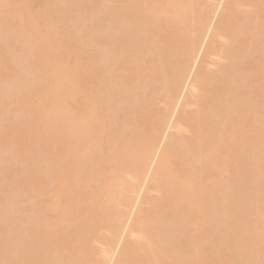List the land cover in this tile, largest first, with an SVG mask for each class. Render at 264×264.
<instances>
[{"label":"bare ground","instance_id":"obj_1","mask_svg":"<svg viewBox=\"0 0 264 264\" xmlns=\"http://www.w3.org/2000/svg\"><path fill=\"white\" fill-rule=\"evenodd\" d=\"M225 1L111 0L88 14L91 25L66 19L50 30L35 24L53 22L54 0L0 4V117L17 106L25 118L0 121L10 126L0 128V151L12 150L1 152L12 168L21 163L12 182L33 200L0 196V264H264L255 233L264 230V187L252 183L264 170L255 137L264 115L252 119L264 109V57L253 60L264 53L261 40L253 48L264 38V0ZM222 39L235 42L228 49ZM0 171L1 187L9 170Z\"/></svg>","mask_w":264,"mask_h":264},{"label":"rangeland","instance_id":"obj_2","mask_svg":"<svg viewBox=\"0 0 264 264\" xmlns=\"http://www.w3.org/2000/svg\"><path fill=\"white\" fill-rule=\"evenodd\" d=\"M96 1V7H94L95 9H93L91 12H93L94 10H96V8H98V9H103V10H106V8H108L110 5H111V0H95ZM219 1H220V3H219ZM221 1L222 0H218V3L219 4H217V2H211L210 0H209V2H211V4H215L216 5V7H215V5H214V8H217V5H222L223 6V4L224 5H226V2L227 1H225L223 4L221 3ZM54 2L56 3V5H57V9H59V14L54 18V20H53V22L52 23H50V22H48L46 19H45V17H42L36 24H35V27H36V29L37 30H50V29H52L55 25H61V24H63V23H66V19L69 21V22H71V25L73 26V28H76V29H78V27H81L83 24L84 25H91V24H89L90 22H89V20H87L86 18L88 17V14H91V12L90 11H88V9H90V7H91V4H90V1L89 0H54ZM0 4L1 5H4V6H6V5H8L9 4V0H0ZM220 5V6H221ZM220 6H218L219 8H221ZM246 8L244 9V7L242 8H240V11L242 12L243 11V14L245 15V14H251L252 15V11H257L258 9H256V7H254V8H250L249 6H245ZM225 7H223L222 8V10L224 9ZM215 10V9H214ZM218 9H216L215 11H217ZM221 10V9H220ZM220 10H218V14H219V11ZM245 11V12H244ZM247 11V12H246ZM254 11V12H255ZM95 12V11H94ZM221 12H223V11H221ZM253 12V17L251 16V15H249L251 18H253V20L255 21L256 19H254V17L256 16V18H258V16H259V14L257 15V12H256V14ZM63 13V14H62ZM66 14V18H65V14ZM214 15V14H213ZM220 15V14H219ZM219 15H217V18H216V20H219L220 19V16ZM47 16H49L48 14H47ZM218 16H219V18H218ZM222 16V15H221ZM242 17V16H241ZM48 19V18H47ZM259 19V18H258ZM51 21V20H50ZM239 22V21H238ZM237 22V23H238ZM241 22V21H240ZM193 23V22H192ZM217 23V22H216ZM239 24V23H238ZM237 24V25H238ZM248 27H249V25H248ZM254 26L252 25V24H250V28H246V30L248 31H246V32H244V35H247V34H249V32L251 33V31H252V28H253ZM72 32L73 33H75V30H72ZM241 33V32H240ZM243 38V37H242ZM259 41H256L254 44H253V48H256V46L258 47V45H259V47H261L260 46V43H261V41H262V43H261V45L262 44H264V38H263V36H261L260 37V39L259 38H257ZM237 40V39H236ZM261 40V41H260ZM235 42V39H222V44L224 45V47L225 48H230L231 46H233V43ZM6 44V42L4 41V40H1L0 39V48H2V47H4V45ZM26 45H19L18 46V52H19V54H21V52L22 51H25L26 50ZM88 50H89V48H88ZM97 49H96V45H94V47H93V49L92 48H90V50L89 51H96ZM262 53V54H261ZM262 57H261V56ZM256 56V57H255ZM255 56H253V60H261L262 61V59H263V57H264V53L263 52H259V53H257ZM261 57V58H260ZM9 58L11 59V57H10V55H9ZM258 58V59H257ZM260 58V59H259ZM212 60V58L211 59H209V61H211ZM214 61L213 62H215V59H213ZM208 61V62H209ZM212 62V61H211ZM210 62V63H211ZM226 63H228V61L227 60H223V61H221V66H222V64L223 65H225ZM241 65H239V67L238 68H241V70H243L244 68H245V70L244 71H247L248 70V66H249V62L246 64V63H240ZM12 66H13V64H11ZM213 65V64H212ZM248 65V66H247ZM213 67V66H212ZM211 67V68H212ZM219 68V67H218ZM218 68H215V66L213 67V69L212 70H217ZM246 68H247V70H246ZM263 69H264V67H263ZM240 70V69H239ZM13 74L11 73L10 74V77H9V81L8 82H10V80L13 78ZM149 89V88H148ZM23 91V90H22ZM148 92H149V90H147ZM151 91V90H150ZM146 93V94H149V93ZM1 96V95H0ZM3 96V95H2ZM1 96V97H2ZM1 97H0V100L2 101V99H1ZM253 97V96H252ZM259 98H263L264 99V97L263 96H261V97H259ZM258 98V100H259V102L260 101H264V100H262V99H259ZM1 101H0V104H1ZM157 108L158 109H160V110H165L166 109V106L164 105V104H162V102H157ZM13 108H15V107H12V109ZM16 108H17V106H16ZM16 108H15V110H16ZM12 109H6V113H9L10 114V112L12 111ZM194 109H196L195 107H192L190 110H194ZM10 110V111H9ZM261 111H259V112H255V114L253 113V115H254V117L252 118V119H254L255 121V123L257 124V122H262V119H263V116L262 115H264L263 113H264V111H263V113H262V110H264L263 108H261L260 109ZM18 112H19V110H18ZM17 110H16V113L14 112V111H12L11 112V114L10 115H12V113H14L13 114V116L11 117L10 116V118L8 117L9 116V114H6V116H2L3 118V120L1 119V117H0V121H2L3 123H4V118H6V119H8V123L6 122V120H5V124H2L1 122H0V128H1V126L3 125V127H4V125H6L7 126V128L6 127H4V128H2V129H8L11 125L10 124H14L15 123V125L17 124V122L16 121H14V120H16L17 119V121L19 120H21L22 122L24 121V119L22 120V118L20 119V117H19V115H17ZM261 112V113H260ZM23 113V112H22ZM21 112H20V115L22 114ZM15 114L17 115V116H15ZM19 114V113H18ZM24 115V114H23ZM15 117H18V118H15ZM21 117H22V115H21ZM24 117H26V116H24ZM14 118V119H13ZM9 120H13L14 122H11L10 121V124H9ZM264 120V119H263ZM19 122L18 123V125L20 124V126H21V124H22V122ZM9 124L10 126H8L7 124ZM24 124H25V121L23 122ZM26 123H27V119H26ZM23 124V125H24ZM17 125V126H18ZM22 125V128H24V126ZM13 126V125H12ZM26 126H27V124H26ZM233 126H235V123H234V125ZM253 128V127H252ZM235 129H237V126H235ZM234 129V130H235ZM239 129V128H238ZM255 130H257L256 128H255ZM261 130H264V127H261ZM3 131V130H2ZM2 131H0V133H4V131L2 132ZM6 131V130H5ZM237 131H240V129L239 130H237ZM248 131H252V130H248ZM253 131H254V128H253ZM251 132V133H253V136H254V134L256 133V132H258V133H256V135H255V137H257L259 140H260V143L262 144L263 143V141H264V131H263V133L261 132V131H256L255 133L254 132ZM170 133H174V130L172 129V132L170 131ZM169 133V134H170ZM247 133H249V132H247ZM2 134H1V136H2ZM172 134H170V135H172ZM246 134V133H245ZM185 137H191L192 136V134L190 133V132H187V133H184L183 134ZM246 137H247V139H249V141H250V139H252L251 137H253V136H251V137H248V136H250L249 134H246L245 135ZM109 138V137H108ZM107 138V139H108ZM241 138V137H240ZM243 139H245L246 140V138H243ZM253 139H256V138H254L253 137ZM253 139H252V141H253ZM243 141V140H242ZM248 141V140H247ZM256 141V140H255ZM254 141V142H255ZM262 141V142H261ZM251 142V141H250ZM253 142V143H254ZM253 143H250V145L252 146L253 145V148L256 146V144H257V141L253 144ZM258 144H259V142H258ZM264 144V143H263ZM105 144H103V146H104ZM234 145V144H233ZM257 146H259L258 147V150H259V148L260 147H262L263 149V151H264V145L262 146H260V144L259 145H257ZM106 148H107V146H105ZM232 147H234V146H232ZM100 148H102V147H100ZM106 148H102L103 150L104 149H106ZM237 148V146L235 147V149L234 150H237V151H240V149H236ZM253 148H251V151L250 152H255V148L253 149ZM9 149V151H11L12 152V150L10 149V148H3V149H1V150H3V151H0V155L2 154L1 152H3V154H5V153H7V152H9V151H7ZM256 149H257V147H256ZM5 150H6V152H5ZM100 150V149H99ZM103 150H101V151H103ZM261 150V149H260ZM107 151V150H106ZM257 151V150H256ZM263 151L261 152H259V151H257L256 153H263ZM11 152H9L7 155H8V158L10 157L9 156V154H11L12 155V153ZM105 152V151H104ZM1 155L0 156V159L2 160V161H4V159L7 157V156H5V155ZM3 156V157H2ZM259 156H261V155H259ZM263 157H264V154H263ZM259 158H262V156L261 157H259ZM208 159H209V157H208ZM1 160H0V163H1ZM6 160V159H5ZM238 160V158L236 157L235 159H232L231 161H230V163H232V165H233V161H234V163L236 162ZM262 160V159H261ZM202 162H203V160H201ZM252 161L253 160H249V162L250 163H252ZM263 161H264V158H263ZM5 163H6V161H4ZM3 162V163H4ZM12 163H14L13 164V168H12V164L11 163H6L5 165L4 164H2L1 163V165H0V169H2V171H3V169L5 170L6 169V171L7 170H9V172L8 173H6V176L5 175H2V177H7V178H3V186L1 185V187H3V188H1L0 187V196L2 195L3 197H5L6 198V196L8 195V194H11V197H10V195H9V197L8 198H6L7 200H9L10 202H13L14 200H15V202H16V199H17V202H19V201H21L23 204L25 203L26 205H30L31 206V198H29L30 199V201H29V199L27 200L26 198H27V196H26V194L24 195L23 194V192L25 193V191H24V189H21V188H23L22 186H21V188L20 187H18V185H20V183H21V180H20V182H18V179L16 180V181H14L15 179H16V177H14V174H15V176L16 175H18V173H20V171H21V169H19V167H21V166H19V164L18 163H20V162H12ZM198 163H199V161H198ZM201 163V162H200ZM229 163V164H230ZM7 164H10V165H7ZM16 164H18V166L16 165ZM21 164V163H20ZM195 165H196V169L197 168H199V169H201L202 170V168L203 169H206L207 170V167H206V165L204 166L203 165V163H202V165H203V167L201 168V166H200V164H196V162L194 163ZM260 164H262V163H260ZM16 165V166H15ZM195 165H194V167H195ZM262 165H264V163L262 164ZM4 167V166H7V167H5V168H1V167ZM9 166V167H8ZM11 166V167H10ZM103 167L104 166H102L101 167V169L103 170ZM209 168H211V169H213L214 168V166H213V168L211 167V166H208ZM235 167H237V166H235V165H233V167H232V169H230V167L229 168H221V169H219V177H220V179H223V180H227V179H229L230 177H231V172H232V170H233V168H235ZM9 168V169H8ZM208 168V169H209ZM263 168H264V166H263ZM11 169V170H10ZM198 170V169H197ZM19 171V172H18ZM1 172V171H0ZM5 173V172H4ZM207 173V171L205 172V174ZM1 174V173H0ZM3 174V173H2ZM205 177H206V175H204ZM10 177V178H9ZM13 178H15L13 181H14V183L12 182V179ZM8 181H10V183L7 185V183H8ZM11 182L14 184V186L13 185H11ZM15 182L16 183H19V184H16L15 185ZM252 183H253V187H255V189H256V187L258 188V189H260V188H263L264 187V170H262V171H258L257 173H256V177L255 178H253L252 179ZM5 184H6V187H8L9 189H7V191H4V190H6V187H5ZM148 185L150 184V180H149V182L147 183ZM99 184H97L96 185V187L98 186ZM148 185H146V187L148 186ZM255 185V186H254ZM150 186V185H149ZM216 185H215V182H212L210 185H208V188H210V187H215ZM19 189H21V190H19ZM5 188V189H4ZM3 190V193H2V190ZM145 189V188H144ZM143 189V190H144ZM147 189H148V187H147ZM150 190V189H149ZM8 191H10V192H8ZM12 191V192H11ZM18 191H20L21 192V194H22V198H20L21 197V194H20V192H18ZM23 191V192H22ZM146 191V190H145ZM151 191V190H150ZM4 192H5V194L6 193H8V194H4ZM144 192V191H143ZM146 192H148V191H146ZM14 195H13V194ZM151 194H149V192L148 193H146V197H147V195L149 194L152 198L154 197V198H156L157 196H158V194L156 193V192H150ZM15 194H16V198H15ZM13 195V196H12ZM143 195H144V193H143ZM148 195V196H149ZM24 196H26V198L24 197ZM13 198L14 200H11V199ZM25 200H24V199ZM145 198V197H144ZM152 198H150V199H152ZM20 199V200H19ZM142 201V200H141ZM143 202V201H142ZM32 203H33V200H32ZM22 204V205H23ZM221 204H223V198H221ZM25 205V206H26ZM33 205V204H32ZM142 204L140 203V205H139V207L141 206ZM28 206H26V208L28 207ZM143 206H144V204H143ZM146 206V205H145ZM144 206V207H145ZM24 207V206H23ZM32 207V206H31ZM143 207V208H144ZM11 208V207H10ZM6 209H8L9 210V208L8 207H6L5 208V211H4V209H3V211H4V214L7 216L8 214L6 213V212H9V211H11L12 213H13V210L11 209V210H9V211H6ZM31 211H32V208H29ZM247 209H248V206L246 205L244 208H243V210L244 211H247ZM212 210H215V207H212ZM2 211V212H3ZM11 212H9V216L11 217L12 215V213ZM219 213H221V212H219ZM218 213V215H220V216H218L217 215V218L219 219L220 217H223V212L221 213V214H219ZM4 214L2 215L4 218H5V220L7 221L6 223L8 224L9 222H10V219L11 218H8L9 216H7V217H5L4 216ZM8 218V219H7ZM221 219V218H220ZM126 224V223H125ZM255 231V230H254ZM258 232H260V233H258ZM255 233H258L256 236V238H258L259 237V240H258V243L260 242V240L262 239V236H263V240H261V241H263L264 242V230L261 232V231H257L256 230V232ZM106 232H105V230L103 231H101V233L99 234L100 235V237L99 238H104L105 236H106ZM103 235V236H102ZM5 237H7V236H5ZM9 237V236H8ZM12 239V238H11ZM9 239H7L6 238V241H8ZM13 241V239L11 240V242ZM9 242V241H8ZM11 242L9 243V244H11ZM98 242H96V244H93L95 247H94V249L96 250V251H98L99 249L98 248H100L101 246L100 245H98L97 244ZM261 243V242H260ZM8 244V243H7ZM98 245V246H97ZM209 245V244H208ZM207 245V246H208ZM259 246H262L263 247V244H259ZM98 247V248H97ZM262 247H260V248H262ZM262 250H264V247L262 248ZM261 250V251H262ZM95 251V252H96ZM219 262H220V264H222L221 263V260L219 259ZM170 264V263H169Z\"/></svg>","mask_w":264,"mask_h":264}]
</instances>
